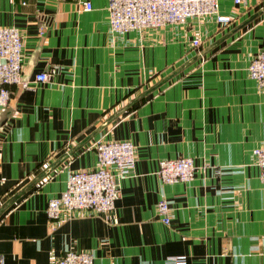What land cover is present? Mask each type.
Here are the masks:
<instances>
[{"label":"crops","instance_id":"crops-1","mask_svg":"<svg viewBox=\"0 0 264 264\" xmlns=\"http://www.w3.org/2000/svg\"><path fill=\"white\" fill-rule=\"evenodd\" d=\"M82 1L0 0V25L21 35L26 83L10 85L0 107V263L49 264L71 249L93 264H264V183L251 155L264 140V90L246 71L264 48V0H220L225 23L125 35L109 33L107 0H88V11ZM100 137L134 146L113 214L49 222L47 199L70 171L96 167ZM178 156L194 177L162 183L158 162Z\"/></svg>","mask_w":264,"mask_h":264},{"label":"built area","instance_id":"built-area-1","mask_svg":"<svg viewBox=\"0 0 264 264\" xmlns=\"http://www.w3.org/2000/svg\"><path fill=\"white\" fill-rule=\"evenodd\" d=\"M220 0H107L106 13L108 31L112 35L140 33L147 29H161L166 25L185 24L190 18L212 16L217 23L229 20L218 13ZM243 0H233L238 3ZM261 1V0H257ZM82 9L92 8L88 0L82 1ZM200 43V32L192 30L189 46ZM22 39L16 27L0 25V107L8 103L10 85L25 86L20 79ZM246 71L258 88L264 90V48L251 56ZM47 74L35 75L36 82H43ZM96 167L74 170L67 174L63 188L56 196L46 201L45 214L51 223L70 218L78 211L113 214V203L118 198L121 182L133 175L134 146L128 140H106L98 138L93 143ZM258 169V178L264 183V140L251 149ZM195 166L190 157H172L158 162L156 177L164 184L188 182L194 177ZM170 207L163 197L155 203L158 219L167 224ZM1 264V263H0ZM49 264H93L89 251L68 249ZM165 264H187L184 255L168 257Z\"/></svg>","mask_w":264,"mask_h":264}]
</instances>
